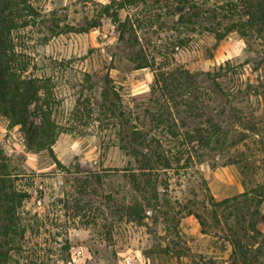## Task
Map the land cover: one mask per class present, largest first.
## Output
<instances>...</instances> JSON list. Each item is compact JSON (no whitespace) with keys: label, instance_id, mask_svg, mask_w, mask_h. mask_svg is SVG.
<instances>
[{"label":"rangeland","instance_id":"rangeland-1","mask_svg":"<svg viewBox=\"0 0 264 264\" xmlns=\"http://www.w3.org/2000/svg\"><path fill=\"white\" fill-rule=\"evenodd\" d=\"M110 1L28 0L36 15L22 13L19 22L28 26L11 32L23 76L48 81L60 127L52 149L62 166L48 151L30 153L19 126L9 128L0 116V159L14 187L29 195L18 209L24 233L6 264H240L232 258L234 237L250 251L247 264H264V40L231 32L218 41L206 19L178 26L177 14L144 0L119 11L121 20L142 23L136 34L155 63L138 70L131 50L117 47L116 25L101 14ZM97 19L99 26L90 28ZM159 67L217 75L219 89L202 85L211 95L207 115L221 125V136L206 146L185 135L199 123L187 120L174 137L157 122L151 88ZM114 106L113 115L107 108ZM33 109L29 120L37 122ZM154 152L165 155L169 168L151 162L144 177L139 167ZM254 190L263 195L257 216L244 197L222 207L211 202L243 193L253 198ZM155 196L160 212L145 207L141 222L127 219L130 205L154 204Z\"/></svg>","mask_w":264,"mask_h":264},{"label":"trees","instance_id":"trees-1","mask_svg":"<svg viewBox=\"0 0 264 264\" xmlns=\"http://www.w3.org/2000/svg\"><path fill=\"white\" fill-rule=\"evenodd\" d=\"M203 0H154L160 9H165L168 15L177 14L176 25H195L202 19L209 22V30L215 34L216 40H222L231 32H237L243 39L248 41L256 37L264 40V0H213L207 1L206 7L201 8L200 2ZM144 0H111L107 5H101V14L110 17L116 25L118 32L117 47L130 49L129 60L134 64L135 69H152L154 61L150 62L143 53L142 44L137 37V29L142 23L137 19L127 16L124 20L119 17V11L131 6H136ZM28 13L30 17L36 15L28 0H0V116L7 119L8 127L19 126L26 139V148L30 153L48 151L57 166L62 164L53 152V145L60 134V127L52 117L51 93L46 79L34 77H24L25 67L20 63L14 50L11 32L18 28L28 26V21L19 22L22 13ZM159 16V15H157ZM227 22L225 28L223 21ZM100 20H94L89 27L96 28ZM152 24V23H151ZM88 29H80L77 32H85ZM222 66L218 70H222ZM205 77V81L201 77ZM216 74L191 73L181 67H159L154 71V82L151 88V101L155 107L154 116L157 122L166 127V130L176 137L177 130L187 128L191 120L194 125L192 131H185L190 142H199L209 145L212 140L217 139L223 133L219 123L213 121L207 115L205 101L211 100L210 93L204 92L203 83H211L219 89ZM248 84V88L252 85ZM214 89V90H216ZM108 89L104 88L102 93L108 99ZM40 92H43L41 97ZM115 96L116 94L113 93ZM113 104V103H112ZM111 104V106H112ZM34 106V117L37 122L30 121V107ZM113 115L116 107L107 108ZM121 114V113H120ZM184 114V118H182ZM122 116V115H121ZM181 124V128L177 125ZM138 138L133 136L129 143L134 145ZM128 146V145H127ZM131 147V145H129ZM125 148V147H124ZM135 148L134 146L131 147ZM133 156L137 152L131 151ZM0 157L2 153L0 151ZM138 162V161H137ZM161 164L164 169L168 167V160L161 152H154L147 160L146 165H140L139 171L142 176H147L150 170L149 163ZM132 183H137L136 173H129ZM145 183L150 182L145 179ZM256 197H249L248 193H243L238 197L215 202L214 207H222L230 202H236L240 197L247 198V201L255 205V216L258 214L257 208L262 203V192L254 190ZM29 195L25 191L17 190L12 183V174L8 171V166L0 159V264H6L7 251L13 249L18 237H22L24 230L20 227L18 209ZM154 204L141 203L135 201L127 208L126 217L133 222H141L145 218V207L151 208L154 213L160 212L161 205L155 196ZM143 202V201H142ZM167 203V202H166ZM167 215L168 213H162ZM189 215H194L188 211ZM201 223L199 217L194 215ZM252 231L259 234L255 224L250 225ZM232 246V258L240 264H247L250 258V251L242 246L236 237L230 239ZM11 248V249H10Z\"/></svg>","mask_w":264,"mask_h":264},{"label":"built area","instance_id":"built-area-1","mask_svg":"<svg viewBox=\"0 0 264 264\" xmlns=\"http://www.w3.org/2000/svg\"><path fill=\"white\" fill-rule=\"evenodd\" d=\"M79 256V252L75 253L72 255V260L74 261L76 258L75 257H78Z\"/></svg>","mask_w":264,"mask_h":264}]
</instances>
